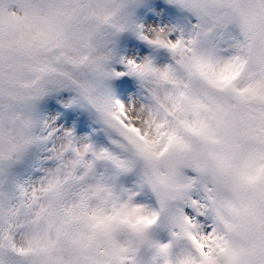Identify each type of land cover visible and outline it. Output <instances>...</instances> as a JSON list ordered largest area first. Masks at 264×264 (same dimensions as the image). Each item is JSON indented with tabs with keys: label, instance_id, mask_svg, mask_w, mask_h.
I'll return each instance as SVG.
<instances>
[{
	"label": "snow or ice",
	"instance_id": "6c2138e0",
	"mask_svg": "<svg viewBox=\"0 0 264 264\" xmlns=\"http://www.w3.org/2000/svg\"><path fill=\"white\" fill-rule=\"evenodd\" d=\"M0 264H264V0H0Z\"/></svg>",
	"mask_w": 264,
	"mask_h": 264
}]
</instances>
